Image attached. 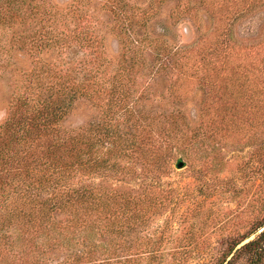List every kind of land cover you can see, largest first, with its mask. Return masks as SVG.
Listing matches in <instances>:
<instances>
[{"label":"rangeland","instance_id":"374dc122","mask_svg":"<svg viewBox=\"0 0 264 264\" xmlns=\"http://www.w3.org/2000/svg\"><path fill=\"white\" fill-rule=\"evenodd\" d=\"M30 1L21 12L27 21L9 13L6 27L0 26V40L13 46L9 68H0V131L17 99H46L47 87L61 76L69 79L72 94L82 84L98 89L102 82L100 96L76 93L61 122L62 135L76 138L107 120L108 101L117 96L113 84L123 80L131 97L126 108H115L119 114L111 124L127 137L142 131L147 150L170 151L173 165L168 174L158 173L127 154L111 158L126 167L124 172L74 179L120 199H141H133L132 212L117 213L124 223L122 238L90 231L89 238L97 239L94 259L82 258L88 253L86 240L73 239V233L57 234L62 239L48 244L45 235L31 234L30 259L15 260L22 247L11 251L8 244L0 264H222L231 243L264 221V95L241 100L235 108L238 99L224 91L228 99H222L225 74L213 83L207 77L214 75L213 66L221 69L218 54L226 53L231 65L244 63L250 79L257 72L264 82V64L252 63L253 55L264 51V0ZM37 6L41 11L34 10ZM25 30L28 38L20 45L17 36ZM48 32L66 36L56 39ZM164 47L177 57L161 68ZM138 54L143 64L135 69ZM210 61L213 66H207ZM128 107L146 111L139 127L128 120ZM6 206L1 213L9 210ZM90 219L89 227L102 229L117 218L109 212ZM19 232L1 233L11 243ZM122 241L128 246L120 254L124 259L105 254Z\"/></svg>","mask_w":264,"mask_h":264},{"label":"trees","instance_id":"16d2710c","mask_svg":"<svg viewBox=\"0 0 264 264\" xmlns=\"http://www.w3.org/2000/svg\"><path fill=\"white\" fill-rule=\"evenodd\" d=\"M30 2V0H0V26L6 27L9 13L14 15L12 19L22 18L25 22L27 16H22L21 12L29 7ZM35 9L38 12L41 11L40 6ZM26 32L25 30L18 33V40H16L18 44L25 43L28 38ZM63 33L61 35L66 36ZM47 34L56 39L61 36L53 32ZM12 47V45L3 44L0 40V68L3 70L9 68L11 63L9 53ZM218 56H222L221 62L223 60L221 69L219 67L216 69L210 61L207 66H213L214 75L207 78L210 83H213L225 74L220 82L222 99H228L223 97L225 93L238 99L236 103L244 99H260V95H264V90L259 89L264 84L262 78H259L260 73L255 72L250 79V73L246 71L244 63L233 66L226 53H220ZM158 57L164 66L161 68H166L167 63H170L177 55L173 54L172 49L164 47L160 50ZM253 57L255 58H252V63L255 66L264 64V51L256 52ZM133 60L135 69L143 64L139 54ZM101 65L98 66L102 67ZM60 79L62 81L47 87L48 92L45 94L47 98L44 100L17 99L10 118L0 131V209L6 205L9 209L6 213L3 212L4 214L0 212V258H4L5 249L9 244L11 251L22 247V251L13 254L16 257L15 260L19 256H27L26 259H30L29 255L32 252L29 246L32 244V239L27 235L35 234L37 237L45 235L47 237L45 242L48 244L57 240L59 236L57 234L66 236L65 233H73V239L80 236L86 240L83 243L86 244L88 253L82 258L94 259L90 257V254L97 239L89 238L90 231L100 236L113 237V239L122 238L124 223L118 219L117 213H128L130 210L132 212L133 199H141L128 196L122 200L120 198L123 196L114 194L113 196L107 189L85 185L81 181L75 183L74 179L98 172H124L126 167L115 160L112 161L111 158L119 157L120 159L127 154H131L135 159H141L146 165H151L158 173L167 172L168 174L171 171L173 164L170 151L147 150L148 143L142 131L127 137L121 133L118 124H111V121L115 120L114 116L118 117L119 114L115 113V108L119 106L126 108L131 97V91L123 80H118V85L113 84L112 91L114 96H117L108 101L105 122L91 126L90 130L81 132L76 138L62 135L61 122L71 110L76 99L75 94L86 93L93 97L92 94L95 93L100 96L102 82H99L98 89H94V84L92 86L82 84L72 94L68 86L69 79L65 80L62 76ZM39 89L41 88L37 87L35 91ZM237 105L234 107H240L239 103ZM130 108L128 107L126 111L131 116L128 120L133 118L135 126L139 127V124L146 120L143 115L146 111L129 110ZM236 111L238 112L237 109ZM96 146H101L97 149L98 152L95 151ZM106 147L107 151L104 152L103 149ZM109 212L117 219L110 224L107 223L102 229L89 227L88 222H92L90 217H100ZM131 219L135 221L137 217ZM15 229H20V235L16 239L11 237L12 241L9 243L10 237L1 232ZM259 231L261 232L254 240L239 247L244 240L250 239ZM82 232H86L85 236H81ZM106 250L109 252L105 253L107 256L116 255L124 259L120 254L122 250L128 251V246L122 241L115 252ZM20 257L18 260L23 259ZM127 258L125 256L126 260ZM245 259L248 264H263L264 221L241 239L231 243L222 264H234Z\"/></svg>","mask_w":264,"mask_h":264},{"label":"water","instance_id":"95a60500","mask_svg":"<svg viewBox=\"0 0 264 264\" xmlns=\"http://www.w3.org/2000/svg\"><path fill=\"white\" fill-rule=\"evenodd\" d=\"M184 167V164L183 163H180L179 164V168H183Z\"/></svg>","mask_w":264,"mask_h":264}]
</instances>
